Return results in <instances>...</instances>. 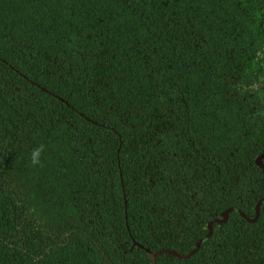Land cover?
<instances>
[{
    "label": "trees",
    "instance_id": "1",
    "mask_svg": "<svg viewBox=\"0 0 264 264\" xmlns=\"http://www.w3.org/2000/svg\"><path fill=\"white\" fill-rule=\"evenodd\" d=\"M259 3L0 0V264H264Z\"/></svg>",
    "mask_w": 264,
    "mask_h": 264
},
{
    "label": "flooded vegetation",
    "instance_id": "2",
    "mask_svg": "<svg viewBox=\"0 0 264 264\" xmlns=\"http://www.w3.org/2000/svg\"><path fill=\"white\" fill-rule=\"evenodd\" d=\"M258 1L260 2L257 18L259 23L255 30L259 39L253 54L254 68L251 80L244 86V89L249 91L255 100L259 101L261 106H264V0Z\"/></svg>",
    "mask_w": 264,
    "mask_h": 264
},
{
    "label": "water",
    "instance_id": "3",
    "mask_svg": "<svg viewBox=\"0 0 264 264\" xmlns=\"http://www.w3.org/2000/svg\"><path fill=\"white\" fill-rule=\"evenodd\" d=\"M256 163H257V165H258L260 168L263 169V172H264V154L260 155V156L256 159ZM263 202H264V199L261 200V201L257 204V207H256V215H255V218H254V219H249V218H247L245 215L241 214L242 217H243L245 220H247L248 222H253L254 220H257L258 217H259V214H260V205H261ZM233 211H237V210L234 209V208H229V209H227L225 212L222 213V215H221L222 219H221V220H216L217 223L220 224V223H222L223 221H226L227 218H228V216H229V214H230L231 212H233ZM213 223H214V221H212V222L209 223L210 233L208 234V237L211 236V234H212V226H213ZM201 241H202V240H201ZM199 244H200V243H199ZM199 244H197V247H196L195 250L198 249ZM148 252H149V251H148ZM166 252H169L171 255H173V256H175V257H178V258H181V259L188 258V257H190V256L194 253V252H191V253L186 254V255H180V254H178V253H176V252H173V251H166ZM149 253H150V252H149ZM150 254H151V253H150ZM156 257H157V254H153V255L151 254V258H152V260L155 261Z\"/></svg>",
    "mask_w": 264,
    "mask_h": 264
},
{
    "label": "clouds",
    "instance_id": "4",
    "mask_svg": "<svg viewBox=\"0 0 264 264\" xmlns=\"http://www.w3.org/2000/svg\"><path fill=\"white\" fill-rule=\"evenodd\" d=\"M42 148H37V149H34L33 152L30 154L31 156V164L32 165H38L40 164V155H41V152H42Z\"/></svg>",
    "mask_w": 264,
    "mask_h": 264
}]
</instances>
